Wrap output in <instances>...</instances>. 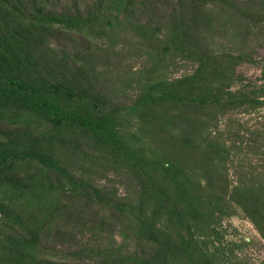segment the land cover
<instances>
[{
  "label": "rangeland",
  "instance_id": "rangeland-1",
  "mask_svg": "<svg viewBox=\"0 0 264 264\" xmlns=\"http://www.w3.org/2000/svg\"><path fill=\"white\" fill-rule=\"evenodd\" d=\"M0 2L12 14L0 13V74L23 76L37 88L61 85L77 95L72 107L96 106L116 138L139 157L190 165L195 173L188 184L198 194L223 187L210 150L195 148L189 120L212 119L208 134L233 142L238 101L196 110L193 104L156 99L188 96L205 85L232 96L238 87L263 85L264 0ZM45 16L78 26L48 24L40 19ZM196 71L203 76L201 86ZM257 95L246 117L252 129H263L264 91ZM28 127L56 138L48 149L63 171L46 172L28 160L0 170V181L31 187L20 197L0 192V242L16 236L11 224L32 214L28 206L38 202L37 185L43 184L42 203L49 211L43 244L64 255L52 256L54 262L70 264L69 255L83 250L77 263L145 264L134 263L135 256L147 264H264V237L238 207V193L225 211L202 203L191 213L166 179L141 171L87 130L70 123L54 129L44 121ZM19 132V125L0 121V144L9 152L22 150L28 135ZM254 135L264 140V132ZM236 182L230 178V189Z\"/></svg>",
  "mask_w": 264,
  "mask_h": 264
},
{
  "label": "trees",
  "instance_id": "trees-1",
  "mask_svg": "<svg viewBox=\"0 0 264 264\" xmlns=\"http://www.w3.org/2000/svg\"><path fill=\"white\" fill-rule=\"evenodd\" d=\"M0 13L4 17H12L11 9L7 7L1 8ZM40 19L48 24L63 23L66 26H78L71 19L61 20L54 16H45ZM20 25L28 26L24 28L29 29V25ZM195 77L196 82L201 86L204 80L203 76L196 71ZM256 86L255 84H248L238 87V92L232 96L230 93L223 92L219 87L205 85L201 92L196 91L188 96L163 95L164 97H162L161 95L156 99L185 105L193 104L196 110H205L207 107L204 106L213 105L219 101H221L220 105L217 106H222L232 99L238 101V122L236 123L238 125V139L230 138L234 140L233 142L227 140L222 143L219 136L208 134L210 127H215L214 120H207L209 123L200 117L191 115L189 121L194 133V135L190 133L192 142L195 148L210 150V158L212 161L214 160L215 165H218L224 182L223 187L221 186L218 191L214 186L215 191H204L198 194L196 189L188 184L190 175L195 173V169H191L190 165L181 167L171 161L163 163L139 157L134 150L125 147L119 138H116L115 131L99 116L100 112L96 106H93L91 110L72 107L69 102L73 103L77 98L74 92L65 90L58 84L37 88L23 76L0 74V121L19 125V133L28 135L22 150L9 152L6 148L7 145L0 144V170H11L20 162L28 160L39 164L46 169H43L46 172L51 169L52 171H63L54 154L48 149L49 145L56 146V138L52 135L38 136L30 127L28 129H24V127L44 121L45 125L60 129L65 124L70 123L71 126L87 130L100 143L120 150L141 171H153L166 179L179 199L191 210V213L195 212L202 203L213 207L218 206L220 211H225L231 202H237L235 196L238 193V207L250 217L264 237V140L257 139L254 135L256 131L259 134L263 133L264 127L263 129H252L249 119L246 117L253 112L257 103V92L264 91V84L259 87ZM181 122L178 121L177 124L180 126ZM166 128L172 127L167 125ZM190 147H192L191 144ZM232 177L236 178L237 182L235 187L230 189V178ZM207 179L213 181V176L208 174ZM37 187L41 190L40 192L37 191L35 195L38 202L28 206L32 214L25 221L14 220L16 224L11 225L15 228L16 236L8 237L0 242V264H65L63 261L58 263L51 259L52 256L63 257L64 255H60L59 251L51 252V247L43 244V238L46 235L44 228L47 218H49V211L47 206L43 204L47 197L43 191L45 186L38 184ZM30 189V186L27 187L20 182L0 181V192L5 197H20ZM8 220L13 221L12 218H8ZM148 233L154 236L150 228H148ZM83 253V250L72 252L69 255L71 257L70 264H80L77 263V259L80 261V256ZM130 259L134 263L144 262L147 264L146 262H149L135 256L130 257Z\"/></svg>",
  "mask_w": 264,
  "mask_h": 264
}]
</instances>
